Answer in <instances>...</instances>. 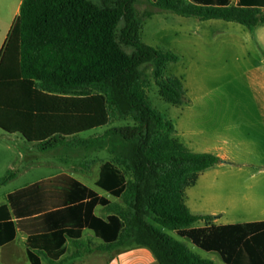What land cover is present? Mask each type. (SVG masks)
<instances>
[{"label": "trees", "instance_id": "1", "mask_svg": "<svg viewBox=\"0 0 264 264\" xmlns=\"http://www.w3.org/2000/svg\"><path fill=\"white\" fill-rule=\"evenodd\" d=\"M148 1L182 17L234 22L251 31L264 26V0ZM136 2L23 0L0 52V130L20 135L39 152L108 151L96 186L121 203L110 204L66 174L40 181L9 196L16 222L8 206L0 208V247L23 231L30 264H55L67 239H80L74 228L84 226L103 241L101 253L147 248L159 264H216L194 253L187 239L224 264H264V222L216 227L212 216L193 215L185 204L186 189L220 159L190 152L173 137L174 124L153 107L144 66L151 67L165 102L184 105L186 91L181 78L166 76L180 57L142 41L143 21L154 12L139 17ZM127 120L135 126H114ZM102 129L99 136H83ZM15 177L9 171L0 187ZM97 205L111 213L107 219L93 215ZM200 222L205 226L196 227Z\"/></svg>", "mask_w": 264, "mask_h": 264}, {"label": "crops", "instance_id": "2", "mask_svg": "<svg viewBox=\"0 0 264 264\" xmlns=\"http://www.w3.org/2000/svg\"><path fill=\"white\" fill-rule=\"evenodd\" d=\"M22 2L23 0H19L17 6L7 7L0 3V15L9 14L12 20L8 33L19 15ZM230 2L237 4L239 0ZM151 12L155 14L161 10L155 9ZM233 23L213 19L202 21L200 27L194 29L193 37L188 42L186 75L177 76L183 80L186 102L182 106H175L169 119L175 127L173 137L190 152L212 154L220 159L219 164L199 174L196 183L185 191V204L189 211L196 216H212L211 224L216 227L264 222V209L257 216L235 213L238 212L237 208L243 210L253 208L260 201L264 203V199L258 195V190L251 187L235 189L232 182L224 181L225 177L246 181L256 176H264V168L256 170L258 164H264V26L251 31ZM7 35L0 44V52ZM2 133L1 141L8 139L17 142L18 147L19 143H26L38 151L20 135L9 136L3 131ZM48 152L38 151L42 154ZM109 160L110 158L106 161ZM20 167L17 172L9 170L15 173L14 180L21 170L34 175V178L37 174L39 179L7 192H2L1 188L9 186L14 180L0 187V208L6 205L11 209L8 198L13 193L62 174L76 179L110 204L121 203L120 199L96 186L101 167L97 169L95 178L89 182L66 171H54L44 164ZM11 212L12 219L16 222L17 217L12 209ZM110 214L100 205L93 210V215L103 219H107ZM74 229L81 232L80 239L76 242L67 239L64 245L65 253L55 264H101V252L98 248L103 245V241L87 227L76 226ZM186 240L182 239L185 243ZM27 241L28 235L17 231L12 242L0 247V264H17L13 261L17 257L16 252L20 255L26 254L27 257ZM219 258L224 264L220 256ZM42 264L52 263L44 259ZM102 264L159 263L149 249L136 248L113 253L108 260L105 258Z\"/></svg>", "mask_w": 264, "mask_h": 264}, {"label": "rangeland", "instance_id": "3", "mask_svg": "<svg viewBox=\"0 0 264 264\" xmlns=\"http://www.w3.org/2000/svg\"><path fill=\"white\" fill-rule=\"evenodd\" d=\"M92 1L97 4H101L102 0ZM0 3L4 7L10 5L17 6L19 4V0H0ZM135 7L139 17L142 18H145L148 12H151L156 9L148 0H137ZM11 22L12 20L9 18V14L0 15V44L4 37H6ZM201 22L202 21H199V19L197 18H186L178 16L177 14L168 11L157 12L152 18H147L143 21L142 41L146 45L154 48L169 49L180 57V61L178 63L171 64L168 67L166 71V76L186 75L188 64V42L191 37H193L194 29L200 27ZM142 71L151 80V86L148 89V95L153 107L162 114H164L168 119H170L172 117L171 110L175 106L165 102L164 99L160 96L159 88L156 86L155 81L153 79L151 67L144 66L142 68ZM114 126H135V123L130 120L119 121L116 122ZM104 131L105 129L99 130L97 132H89L84 134L83 136H99ZM0 134H3L1 130ZM24 144L19 143L20 147H18L17 142H12L8 139H6L5 141L0 140V177L4 176L9 170L17 172L19 166L25 168L33 164H44L50 166V168L52 170L54 169V171H66L72 173L73 175L79 177L82 180L89 182L90 180L92 181L93 178H95L97 169L101 167L102 163L110 158V154L106 150L101 151L98 149L60 147L56 150L42 154L38 153V151L33 150L31 148V145ZM91 162L92 165L90 167H86V165ZM257 167L256 170L264 168V164L263 166L262 164H258ZM38 179L39 176L37 174H35L34 178V175L30 173L26 174L21 170L17 179L14 180L9 186L1 188V191L7 192L11 189H18ZM224 181L232 182V186H234L235 189H244L245 187L255 188L258 190L259 197H262L264 199V176H256V178H251L246 181L238 180L232 177H225ZM241 206L243 207V205ZM263 209L264 203L260 201L259 203L254 205L253 208L250 207L243 210L237 208L238 212L235 213L250 214L252 216H257L263 212ZM195 226L202 227L205 226V224H202L200 222ZM167 232L171 236H174L177 239H181L177 235V233L170 231ZM186 243L194 253L198 254L202 258L212 260L217 264H222L218 255L202 251L195 247L188 240H186ZM16 253L17 257H15L13 261H16L17 264H29L26 254L20 255L19 252ZM113 253L117 254L118 252L114 251ZM113 253H110L109 255H107L106 253H100L99 256L101 259V264L105 261V258H107L108 260L109 256ZM116 257H118V255Z\"/></svg>", "mask_w": 264, "mask_h": 264}]
</instances>
